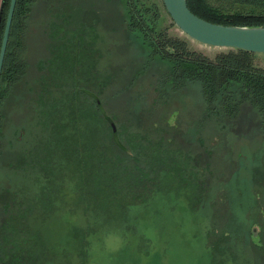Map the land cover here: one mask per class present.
Returning <instances> with one entry per match:
<instances>
[{
  "label": "rangeland",
  "instance_id": "obj_1",
  "mask_svg": "<svg viewBox=\"0 0 264 264\" xmlns=\"http://www.w3.org/2000/svg\"><path fill=\"white\" fill-rule=\"evenodd\" d=\"M143 1L146 5H157L162 18L161 28H168L171 36L186 40L191 49L210 58L227 51L202 45L187 37L175 24L172 26V19L162 0ZM212 3L218 1L213 0ZM78 28L84 30L83 35H79L86 40H80V43L85 44V48L88 46L90 54L87 52L88 58L82 60L80 68L75 67V72L79 71L82 78L87 75L82 83L85 87L93 85L94 74L98 75L99 83L105 84L111 76L107 83H110L109 86L104 85L105 91L101 93L104 111L115 118L117 137L120 135L121 143L131 148V155L113 147L112 130L104 122L93 99L83 96L80 128L78 110L69 109L67 105L62 110L60 103V109L56 108L53 116L63 120V127L57 126L58 130H63L62 135H58L57 141L53 138L57 135L53 136V133L43 135L46 146L53 144L54 139L58 150L61 148L52 157V164L55 163L58 173L52 184L49 181L51 196L46 201L47 191L39 193L41 184L36 181L37 169L30 175L22 172L14 174L6 162L0 160V181L10 192L5 202L8 200L11 205L9 215L0 211V242L5 236L1 223L12 216L15 231L6 235L12 240L19 239L18 244L22 245L21 249L24 248L19 264H211L207 256L210 249L214 250L215 264H219V255L225 249L220 250L218 235L232 217L234 224H240L246 230L250 222L261 227L260 258L256 264H264V194L261 199L255 197V191L264 188L263 116L245 105L236 119L220 123L213 118L204 121V103L197 84L171 92L168 101L160 99L158 81L172 65L152 57L148 45L128 30L124 0L34 2L26 31L27 75L15 94L27 90L28 84L33 91L26 94L25 109L17 107L18 101L13 97L6 103L5 114L10 120L4 132L6 144L12 140L18 147L34 151L37 143L34 137L38 134L36 124L40 118L39 113L34 111L35 102L47 84L53 91L55 85L65 82L61 76L55 78L51 74L52 68L57 66L55 59L51 61L54 46L68 37L71 46L67 47L75 50ZM67 58L68 76L64 85L70 98L78 75L72 77L75 58ZM93 60L97 61L98 71L91 66ZM60 61L61 56L58 64ZM255 62L264 67V54H256ZM69 69L72 75L68 73ZM50 104L49 111L54 112L53 104ZM175 111L180 112L174 122L177 123L176 128L169 124L170 115ZM197 133L201 134L205 147L197 141ZM80 134L83 150L89 158L85 174L91 185L87 193L79 192L78 195ZM169 137L174 138V146L194 151V156L199 159L198 172L209 161L205 148L210 151L211 166L218 172L215 179L199 174L193 182L200 189L179 180H175L171 188L165 186V180L151 169L157 167L154 163L159 152L155 146L159 141L163 146L167 145L164 138ZM46 146L41 143L37 149H45ZM51 155H54L53 152ZM34 157H37L35 153ZM170 164L166 163L167 166ZM39 174L42 178L41 171ZM16 175L20 177L17 179ZM235 176L238 181L233 184ZM141 179L146 182L143 193L138 192ZM133 180L138 181L135 184L137 189L129 192L127 189ZM219 184L225 185L218 187ZM229 184H233L236 196L231 204L227 198L229 192L224 190ZM158 188H161L159 195L151 193ZM20 189L24 191L16 195V192L12 193ZM24 193L29 198L34 194L40 196L37 199L39 209L34 215L27 213L19 216L21 212L15 210L19 207L15 203L22 201ZM135 193L141 196L137 199L133 197ZM205 195H208L207 200H211L213 215L204 212L203 217L201 213L200 217L193 216L187 205L197 208ZM118 198L124 199V205L112 202ZM175 198H180V201L175 202ZM138 205L140 207H136ZM41 209L45 214H41ZM197 217L200 218L199 223L193 219ZM133 227L138 228V235ZM27 236H33L34 241L25 242ZM137 237H141L140 241ZM254 252L256 254L257 250Z\"/></svg>",
  "mask_w": 264,
  "mask_h": 264
},
{
  "label": "trees",
  "instance_id": "obj_2",
  "mask_svg": "<svg viewBox=\"0 0 264 264\" xmlns=\"http://www.w3.org/2000/svg\"><path fill=\"white\" fill-rule=\"evenodd\" d=\"M35 1L36 0H17L14 13L8 48L0 80V160H4L8 168L11 169L14 174L22 172L30 175L31 172L37 169L38 171H36V173L38 179L36 181L38 185L41 184L39 193L41 190L44 194L47 191V194L45 195L46 201V198L51 196V192L49 191L51 188H48L49 181H51L52 184L55 180L54 176L58 173L55 169V163L53 162L52 164V157H55V154L61 151V148L58 150V147L54 144V139L57 141L58 135H62L63 132V130L57 129V126L63 127V120H59L57 117L53 116L55 114V109H60L62 104V110H65L64 106L66 105L69 109L78 110V128H80L81 122L79 116L83 104V96H88V98L94 100L101 116L105 120L104 122H106L107 126L111 130L112 128L108 122V118L112 119L114 122L115 118L105 114L104 103L101 99V93L105 91L103 87L104 85L106 87L107 85L109 86L110 83H107L109 82L108 80H110L111 76H109V79L105 81V84L103 82L99 83L97 80L98 75L94 74L92 75L93 85L91 87H85L82 83L83 80L87 79V75H84V78H82L79 71L77 73L75 72L77 71L75 70V67L77 68L78 66V68H80L82 60L85 61V59L88 58L87 52L89 53L88 46L85 48V44L82 45L80 43V40H86L83 36L81 37L79 35L82 34L84 30L78 28V40H76L75 45L76 49L73 50L72 48L67 47L71 46V43L68 37H65L61 41H58V46H54V58L51 60L54 61L55 59L57 63V66H55L56 68H52L51 74H53L55 78L56 76H61L65 80L64 84H66V78L68 76L67 57L75 58L74 66L72 68L74 75L72 77H76L78 75V81L73 82L74 85L71 88L72 93L70 98L66 90V85H55V89L52 91L47 84V87L42 89L43 93L35 102L36 106L34 111L35 113H39L38 115H40V118H38V122L36 124L38 134L34 137V141L37 142L34 151L22 148L21 146L18 147L12 140L6 144L4 141L6 139L4 132L10 124L8 123L10 120H7L3 108L9 98L13 97L14 100L18 101L17 106L20 107V109H25L27 107L26 94L29 91H33L30 84H28L26 87L27 90H22L19 94H15L17 89L20 87V83L27 75L28 62L26 59V53L28 40L26 31L28 28V20L32 11V5ZM212 1L213 0H187V3L188 7L194 14L214 24H221L225 26L264 27V0H214L218 1L216 4H213ZM10 2L11 0H3L0 12V49ZM124 2L127 9L128 30L137 34L144 41V43L148 45L152 57H156L172 65V68L164 72L160 77L161 79L158 81L157 91L160 94V99L168 101L171 92L181 91L189 84H197L200 87V93L204 103V121L213 118L220 123L225 120L236 119L245 105L252 108V110L264 118V67L255 62L256 54L240 49H227L225 52L218 53L214 58H210L201 52L191 49L186 40L171 36L168 33V28H161L162 18L157 5H146L143 0H124ZM172 26H174V23ZM59 56H61V61L58 64ZM91 66L97 69V61H91ZM68 73L72 75L70 69L68 70ZM96 99L100 100V105H98ZM55 102L56 104H54ZM50 103L53 104L52 109L54 112L49 111V105H51ZM179 113V111L171 113V120L169 121L170 126H175L174 128L177 127V123L174 122L177 121ZM51 126L53 130L51 129ZM50 133H53V136H57L53 137V144L51 143L46 146L47 142H43V135L46 136ZM200 135V133L196 134V136H198L197 141L199 140L200 145L205 147L203 139ZM111 136L113 147L131 155V148L126 147L125 144L121 143L119 140L120 135L115 137L112 130ZM82 139V135L80 134L78 148V195L79 192L87 193L91 185V183L87 181L85 174L87 169L86 163L89 158L87 157L88 154L86 156L85 151L83 150ZM164 139L167 145L163 146L162 141H159L157 146H155L158 149L159 155H156V162L154 163V166L157 164V167L155 166L151 169V171L157 172V174L165 180V186H169L171 188L173 182H175V180L178 182L179 180L180 183H186L187 185L191 184V187L195 186L200 189L201 187L197 186L195 182H193V179H197L199 174H202L203 177L206 176L211 179H215L218 172H216V170L211 166L210 151H207L205 148L209 161H207L204 168L198 172V168L200 166L198 163L199 159H196L194 156V151H185L177 145L174 146L175 143H173V141L175 140L172 137ZM145 140L149 141V139L146 138ZM40 142L46 146L45 149L42 147L41 150L37 149V145L41 144ZM52 152L54 154L53 156L51 155ZM34 153L37 157H34ZM18 156H20V158L16 160ZM165 162L171 163L170 166H167ZM39 171L42 172V178H39L41 177ZM16 176H18L16 177L17 179L20 177L19 175ZM236 176L232 179L233 184L238 181V177L236 178ZM8 177H10V174ZM12 181L13 179H11V182ZM137 183L138 181L133 180L130 183L133 187L129 184L127 190H129V192L132 190L135 191L137 189L135 184L137 185ZM139 183L141 184V187L138 192L143 193L146 182L144 179H141ZM233 184L227 185L224 189L225 191L227 189L229 192L227 193V198L229 197L228 201L230 204L232 199H235L236 197L233 192ZM222 185L225 184H219L218 187ZM251 185H253V183ZM215 186H217V184ZM160 190L161 188H158L151 191V193L159 195L161 193ZM22 191H24V189H20L12 193L16 192L14 194L16 195L17 193H22ZM259 191H255L256 199H261V196L264 194V188H261ZM8 194H10V192L0 181V202L4 201L3 204H0V211L1 213L7 215H9V211L11 210V205L8 203V200L5 202V200L8 199ZM116 194L120 195L119 193ZM135 194L136 195L133 197H136L137 199L141 196L140 193ZM208 195H205V197L200 200V204L195 209H192L189 205H187V209L194 214L193 216L197 215L200 217L199 214L201 213L203 217L205 214L204 212H207L209 216L213 215V212H211V200H207ZM22 196L24 199L22 198V201H17V203H15V205L19 206L18 208H15V210L21 212L19 216H25L27 213H35L37 208L39 209V202L37 199H39L40 196L34 194V196L29 198L26 197L25 193ZM125 197L127 200L129 199L128 196ZM41 199H43V197H41ZM114 200L115 201L112 202L118 203V205H124V199L122 200V198H118ZM174 201H180V198H175ZM10 202L12 203L13 201L11 200ZM146 204L147 203L144 205ZM136 207H140V205ZM41 214H45L42 209ZM198 217L193 219L196 220L195 222L199 223L200 218ZM12 220L13 217L10 216V218L5 221L3 220L1 223V226L3 227L1 230H3L5 236H3L2 242H0V264H19L21 250H24V248L21 249L22 245L17 242L19 239L12 240L6 235L9 231H15ZM233 220L234 218L229 217L227 226L224 230H221L220 235H218L219 241L222 243V246L221 243H219L220 250L222 248L226 250L225 252L223 249L224 252L220 253L221 256L219 255V264H256V262H258L257 259L260 258L259 249L261 247L262 240L261 232L258 231V236L255 237L252 232L253 224L250 221L248 224V228L250 229L249 232L248 228L246 230L240 224H234ZM250 225L252 226L250 227ZM133 228L135 229V233L138 235V228ZM242 229H244V232ZM24 231H27V229ZM137 238L140 241L141 237ZM28 240L33 242L34 237L32 236L29 238L27 236L25 242ZM255 249L257 250L256 254H254ZM213 251L214 250L210 249L207 252V256L209 257L211 264H215V254L213 255ZM254 255H256V257Z\"/></svg>",
  "mask_w": 264,
  "mask_h": 264
},
{
  "label": "water",
  "instance_id": "obj_3",
  "mask_svg": "<svg viewBox=\"0 0 264 264\" xmlns=\"http://www.w3.org/2000/svg\"><path fill=\"white\" fill-rule=\"evenodd\" d=\"M175 26L190 39L202 45L223 49H240L254 54H264V27L225 26L208 22L188 7L187 0H162ZM17 0H11L0 49V80L4 67ZM98 105L100 100L96 99ZM108 122L117 137L114 121ZM258 236L257 229H253Z\"/></svg>",
  "mask_w": 264,
  "mask_h": 264
},
{
  "label": "flooded vegetation",
  "instance_id": "obj_4",
  "mask_svg": "<svg viewBox=\"0 0 264 264\" xmlns=\"http://www.w3.org/2000/svg\"><path fill=\"white\" fill-rule=\"evenodd\" d=\"M252 228H253V229H257V231H259V232L262 231V229H261V227H260L259 225H253ZM252 232H253V231H252ZM261 233H262V232H261ZM253 236H254V233H253Z\"/></svg>",
  "mask_w": 264,
  "mask_h": 264
},
{
  "label": "crops",
  "instance_id": "obj_5",
  "mask_svg": "<svg viewBox=\"0 0 264 264\" xmlns=\"http://www.w3.org/2000/svg\"><path fill=\"white\" fill-rule=\"evenodd\" d=\"M2 3H3V0H0V12H1V9H2ZM18 107V106H17ZM5 108H3V111H4V114H5ZM6 115V114H5Z\"/></svg>",
  "mask_w": 264,
  "mask_h": 264
}]
</instances>
